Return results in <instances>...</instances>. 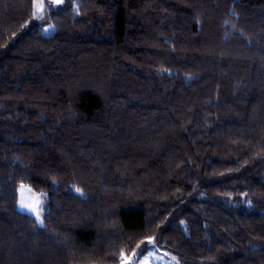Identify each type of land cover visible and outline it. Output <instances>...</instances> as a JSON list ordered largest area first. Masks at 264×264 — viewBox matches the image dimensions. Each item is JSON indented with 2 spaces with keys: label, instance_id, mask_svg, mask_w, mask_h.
Here are the masks:
<instances>
[{
  "label": "trees",
  "instance_id": "1",
  "mask_svg": "<svg viewBox=\"0 0 264 264\" xmlns=\"http://www.w3.org/2000/svg\"><path fill=\"white\" fill-rule=\"evenodd\" d=\"M34 3L0 0V264H264V0Z\"/></svg>",
  "mask_w": 264,
  "mask_h": 264
},
{
  "label": "rangeland",
  "instance_id": "2",
  "mask_svg": "<svg viewBox=\"0 0 264 264\" xmlns=\"http://www.w3.org/2000/svg\"><path fill=\"white\" fill-rule=\"evenodd\" d=\"M66 1L67 0H59V2H57V0H42V3L44 4V8L42 10L41 15L44 14L45 9L47 8L51 9L61 6ZM35 2H40V0H35ZM49 30H50V26H46L45 32H48ZM23 186H24L23 189L20 186L18 192V198H17L18 209L36 217V215L27 208H21L20 201L21 199H23L26 204H31L35 202L34 200L35 197H40L39 209H40V221H41V217L45 209L43 195L40 194L39 192H35L28 185H23ZM123 263L124 264H178L174 255L156 246H152L148 248L145 254H143L139 259L133 260V258L131 257H125Z\"/></svg>",
  "mask_w": 264,
  "mask_h": 264
},
{
  "label": "snow or ice",
  "instance_id": "3",
  "mask_svg": "<svg viewBox=\"0 0 264 264\" xmlns=\"http://www.w3.org/2000/svg\"><path fill=\"white\" fill-rule=\"evenodd\" d=\"M57 2H59V0H57ZM43 8H44V4L42 3V0H40V2H35L33 4V17L34 18H39L41 16V14H42ZM21 188L23 189L24 186L21 185ZM29 191H30V189H29ZM77 191H79V189H77ZM34 200H35L34 203L26 204L24 202V200L21 199L20 206H21V208H27L28 210L33 212L36 215L37 220H40V209H39L40 197H35ZM121 259L122 260L125 259L123 253H121Z\"/></svg>",
  "mask_w": 264,
  "mask_h": 264
}]
</instances>
